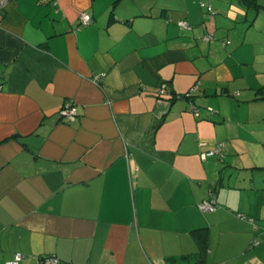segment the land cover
Here are the masks:
<instances>
[{
  "label": "crops",
  "instance_id": "0c3cea01",
  "mask_svg": "<svg viewBox=\"0 0 264 264\" xmlns=\"http://www.w3.org/2000/svg\"><path fill=\"white\" fill-rule=\"evenodd\" d=\"M253 1L0 11V264L16 252L20 264H264V0ZM67 101L72 119L59 115Z\"/></svg>",
  "mask_w": 264,
  "mask_h": 264
},
{
  "label": "built area",
  "instance_id": "2783aa9c",
  "mask_svg": "<svg viewBox=\"0 0 264 264\" xmlns=\"http://www.w3.org/2000/svg\"><path fill=\"white\" fill-rule=\"evenodd\" d=\"M10 1L11 0H0V11L3 10ZM208 10L209 11L212 10L211 6H208ZM91 22H92V16L88 13H83L81 16V23L83 25H88ZM182 24H184V26L188 27L187 23L183 22ZM213 38L214 37L212 34L206 35L204 37L205 40H211ZM229 43H230V40L223 42L224 45L229 44ZM2 88H3V86H2V83L0 82V91L2 90ZM194 89L195 88L193 87L191 89V91L186 94V97H190L192 95ZM191 109L193 111H195L196 113L198 112V109L193 102H191ZM78 113L79 112H78L77 106L73 102H70V101H67L66 103H64V105L59 110V115L62 119H72V118L78 116ZM224 144L225 143L222 142L216 147V149L205 152L203 154L204 157L221 154ZM199 208L204 212H212V211L216 210V204L211 200H204L199 204ZM24 257H25L24 253L16 252L14 259L7 262V264H20V262L24 259ZM45 262L48 264H66V263L62 262L57 257H47L45 259Z\"/></svg>",
  "mask_w": 264,
  "mask_h": 264
},
{
  "label": "trees",
  "instance_id": "16d2710c",
  "mask_svg": "<svg viewBox=\"0 0 264 264\" xmlns=\"http://www.w3.org/2000/svg\"><path fill=\"white\" fill-rule=\"evenodd\" d=\"M242 3L244 4V5H248V6H253V5H255V2L253 1V0H250V1H248V0H242ZM188 98H190V97H188ZM201 230V229H200ZM196 231H199V230H196ZM204 237V236H203ZM189 260H190V257L189 256H182V257H180V258H178V259H171L170 260V264H174V263H185V262H189ZM198 260H199V264H204L205 263V259L204 258H198Z\"/></svg>",
  "mask_w": 264,
  "mask_h": 264
},
{
  "label": "rangeland",
  "instance_id": "374dc122",
  "mask_svg": "<svg viewBox=\"0 0 264 264\" xmlns=\"http://www.w3.org/2000/svg\"><path fill=\"white\" fill-rule=\"evenodd\" d=\"M209 6H211V5H209ZM212 8V7H211ZM262 12V14L264 15V9L261 11Z\"/></svg>",
  "mask_w": 264,
  "mask_h": 264
}]
</instances>
